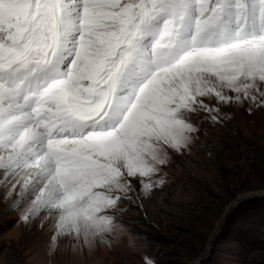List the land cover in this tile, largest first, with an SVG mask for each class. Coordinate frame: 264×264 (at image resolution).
Segmentation results:
<instances>
[{"label":"snow or ice","instance_id":"snow-or-ice-1","mask_svg":"<svg viewBox=\"0 0 264 264\" xmlns=\"http://www.w3.org/2000/svg\"><path fill=\"white\" fill-rule=\"evenodd\" d=\"M234 108L264 112V0H0V196L50 257L111 248Z\"/></svg>","mask_w":264,"mask_h":264},{"label":"rangeland","instance_id":"rangeland-1","mask_svg":"<svg viewBox=\"0 0 264 264\" xmlns=\"http://www.w3.org/2000/svg\"><path fill=\"white\" fill-rule=\"evenodd\" d=\"M203 139L205 147L189 156L195 166L171 169V187L145 201L146 218L135 210L123 216L128 234L111 248L98 243L81 253L63 242L50 257V225L36 220L28 227L16 211L0 210V264H142L144 251L159 264H264V197L235 207L210 243L241 192H264V112L234 108L227 127H210ZM209 141L215 142L211 155ZM5 202L0 196V205Z\"/></svg>","mask_w":264,"mask_h":264},{"label":"water","instance_id":"water-1","mask_svg":"<svg viewBox=\"0 0 264 264\" xmlns=\"http://www.w3.org/2000/svg\"><path fill=\"white\" fill-rule=\"evenodd\" d=\"M253 199H258V198H261V197H264V192L263 193H257V192H251ZM235 200V199H234ZM234 200L230 203L228 209L225 211L224 215H223V218H222V222H221V225H220V228L218 229V231L214 232L213 235L211 236L210 238V243L215 239V237L219 234L220 230L223 228L228 216L230 215L231 211L237 207L235 204H234ZM197 263H200V261H196L194 264H197Z\"/></svg>","mask_w":264,"mask_h":264},{"label":"bare ground","instance_id":"bare-ground-1","mask_svg":"<svg viewBox=\"0 0 264 264\" xmlns=\"http://www.w3.org/2000/svg\"><path fill=\"white\" fill-rule=\"evenodd\" d=\"M5 205H6V202L5 203H3V204H1L0 205V210H2V211H5V212H8L9 213V211L7 210V208L5 207ZM14 214H16V216H19L20 215V212H18V211H16ZM2 216V215H1ZM8 215H6V217H7ZM12 216V215H11ZM8 218H10V216L8 217ZM2 218L0 217V220H1ZM6 219V218H5ZM38 220V219H37ZM4 221V220H3ZM39 221V220H38ZM47 225V224H46ZM45 227V226H44ZM43 227V228H44Z\"/></svg>","mask_w":264,"mask_h":264}]
</instances>
